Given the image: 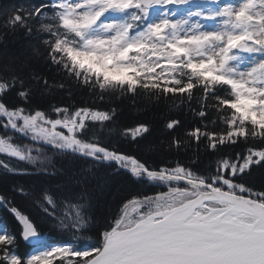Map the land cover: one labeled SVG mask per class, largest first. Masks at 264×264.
I'll return each instance as SVG.
<instances>
[{
	"label": "snow or ice",
	"instance_id": "6c2138e0",
	"mask_svg": "<svg viewBox=\"0 0 264 264\" xmlns=\"http://www.w3.org/2000/svg\"><path fill=\"white\" fill-rule=\"evenodd\" d=\"M0 30L36 40L33 55L101 101L179 100L201 125L187 140L215 157L207 168L151 160L147 124L120 126L115 109L45 107L37 96L64 82L6 58L0 173L28 180L0 191L12 221L0 219V264H264V179L252 182L264 171V0H13L0 6ZM49 153L73 166L57 169ZM117 183L153 194L98 216Z\"/></svg>",
	"mask_w": 264,
	"mask_h": 264
},
{
	"label": "trees",
	"instance_id": "16d2710c",
	"mask_svg": "<svg viewBox=\"0 0 264 264\" xmlns=\"http://www.w3.org/2000/svg\"><path fill=\"white\" fill-rule=\"evenodd\" d=\"M12 2L13 0H0V6ZM36 44V40H30L20 31L4 33L0 30V62H3L6 58H27L30 59L33 70L47 79L50 84L53 82L56 84H59L61 81L64 82L65 87L63 89L53 87L45 91L42 96L38 95L37 100L39 103L45 107L50 105H76L94 106L100 110L115 109L116 123L120 126H134L138 123L148 125L150 133L146 135L148 136V141L153 146V151L149 154L151 160L156 162L164 161L165 163H175L176 161L190 163L192 160H196L205 168L213 163L215 157L210 156L205 151L204 144L201 143L199 149H197L194 141L189 143L187 140L186 132L201 125H199V117H195L189 108L181 104L179 100H158L154 98L150 99L147 96L133 98L130 95H124L105 96L104 100L101 101L86 90L76 86L74 82L68 81L64 74L59 72L54 65H49L40 56L33 55L31 49ZM41 87H43L42 84ZM170 119L180 120L181 123L177 126V129L170 130L166 127ZM173 138H179L183 142V146L179 151L169 147ZM123 148L131 154H142L135 143L131 145L124 143ZM234 150L240 151L241 149L236 148ZM228 151L232 152L233 150L229 149ZM49 155L52 156V153H49ZM52 161L57 169H61V166H73V162L62 157L52 156ZM262 179H264V171L257 170L253 174L252 182L259 186ZM27 180L28 177L13 176L11 174L5 176L3 173H0V191L5 187L10 190L16 184H25ZM51 183L55 186V177L52 178ZM143 192H147L149 195L153 194L149 188L142 185L131 183L114 184L104 197L106 203L96 209L97 215H107L115 210L116 203L122 198L131 197ZM17 202L19 203V201ZM24 208L26 211L35 213V209L27 204L24 205ZM0 219L7 220L10 224L12 223L10 214H7L3 208H0ZM45 231L48 232L53 242H60L63 239H67V237H62L59 233L49 231L47 228ZM19 251L21 253H30L31 247L21 239Z\"/></svg>",
	"mask_w": 264,
	"mask_h": 264
}]
</instances>
